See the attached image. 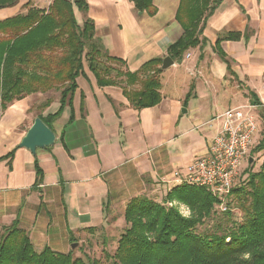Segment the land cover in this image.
I'll list each match as a JSON object with an SVG mask.
<instances>
[{
  "label": "crops",
  "instance_id": "crops-1",
  "mask_svg": "<svg viewBox=\"0 0 264 264\" xmlns=\"http://www.w3.org/2000/svg\"><path fill=\"white\" fill-rule=\"evenodd\" d=\"M179 1L153 0L152 16L130 0H87L85 11L74 6L73 12L79 25L91 20L94 40L134 72L169 56V46L183 35ZM51 2L19 0L0 9V20ZM199 38L203 45L162 70L161 101L139 110L120 87L98 86L84 62L72 109L66 105L50 125L54 144L35 155L17 144L35 117L58 109L60 92L32 93L8 105L0 116V157L13 155L0 161V234L18 219L33 245L58 251L80 233L101 227L107 234L116 223L126 224L128 201L162 199L176 185L172 172L184 173L192 157L206 151L226 109L255 106L258 144L264 135V0H222ZM35 161L42 172L38 184Z\"/></svg>",
  "mask_w": 264,
  "mask_h": 264
},
{
  "label": "trees",
  "instance_id": "trees-1",
  "mask_svg": "<svg viewBox=\"0 0 264 264\" xmlns=\"http://www.w3.org/2000/svg\"><path fill=\"white\" fill-rule=\"evenodd\" d=\"M18 1L0 0V9L13 7ZM130 1L137 11L150 16L156 13L153 0ZM221 1H179L176 19L183 35L168 48L173 60H181L189 48L204 44L199 38L204 21ZM74 6L85 11L87 0H52L47 9L29 6L24 13L0 20V116L8 105L27 95L58 90L60 106L40 117L50 127L66 105L72 109L76 78L83 74L84 62L98 86L120 87L133 108L152 107L161 101L162 59H150L138 70L129 71L124 60L109 56L94 40L91 20L78 24ZM73 117L71 113L69 121ZM261 150L264 135L254 148ZM12 155L13 151L0 161ZM253 163L244 169L240 184L229 195L228 204L241 213L239 221H234L230 212L219 210L218 199L209 189L176 184L159 202L146 196L128 201L123 214L127 227L117 239L114 254L106 256L112 258V264H264V153L259 170H252ZM34 167L38 184L42 172L36 161ZM174 201L187 205L191 216L186 218L169 205ZM217 216L225 217L230 226L216 221L211 230L197 231L205 220ZM0 264L103 263L49 246L36 251L16 219L0 236Z\"/></svg>",
  "mask_w": 264,
  "mask_h": 264
},
{
  "label": "built area",
  "instance_id": "built-area-1",
  "mask_svg": "<svg viewBox=\"0 0 264 264\" xmlns=\"http://www.w3.org/2000/svg\"><path fill=\"white\" fill-rule=\"evenodd\" d=\"M254 108L247 104L226 109L219 116L220 130L206 151L195 154L184 173L172 172L174 184L187 183L209 189L218 199L219 210L230 212L234 221L241 219V213L230 206L228 200L231 189L240 184L244 166L250 164L251 150L259 133V116ZM169 205H179V212L186 214L187 208L180 203L174 201Z\"/></svg>",
  "mask_w": 264,
  "mask_h": 264
},
{
  "label": "rangeland",
  "instance_id": "rangeland-1",
  "mask_svg": "<svg viewBox=\"0 0 264 264\" xmlns=\"http://www.w3.org/2000/svg\"><path fill=\"white\" fill-rule=\"evenodd\" d=\"M85 65H87L86 62H85ZM57 91L58 90H51L52 93L50 92L49 94L54 95V92L56 93ZM52 95L51 97H53ZM256 145L257 143L253 145L252 150H251V155L254 157V163L252 166L253 171L260 169V166L263 160V153H264V150L254 151V148ZM246 167L247 166L245 165L244 169ZM161 200L162 199H158V202ZM180 204L187 208L186 214H183L184 217L186 218L190 217L191 211L188 208V206L183 203H180ZM173 206L176 207L179 211V208H178L179 205H173ZM182 213L180 214L182 215ZM122 220L124 221L123 216H122ZM216 221L220 222L223 226H230V222L227 221L225 217L217 216L213 218V220L211 219L205 220L204 223H202L201 225L197 227V231L201 232L203 230H211L214 227L213 226L214 222ZM126 227L127 225L122 222L116 223L114 227H111L108 229L107 234L105 233L104 228L98 227V228H95L94 231H86L83 234L80 233L79 235H76L75 237H73V239L70 240V243L68 244L69 246L67 244L66 245L62 244L61 242V245H59L58 246L59 248L57 249L60 252H64L66 250H63V248H65V246L66 247L68 246L69 250L73 251L74 257H81L84 260L99 259L103 264H112V258L110 257L115 252L116 242H117L118 237L120 236V234L123 232V230ZM1 235L2 233L0 234V236ZM73 242L76 243V246L73 249H71L70 247ZM33 247L36 251L41 250L40 246L33 245ZM106 254L110 257H107Z\"/></svg>",
  "mask_w": 264,
  "mask_h": 264
},
{
  "label": "water",
  "instance_id": "water-1",
  "mask_svg": "<svg viewBox=\"0 0 264 264\" xmlns=\"http://www.w3.org/2000/svg\"><path fill=\"white\" fill-rule=\"evenodd\" d=\"M174 63L170 56H165L162 59L161 69H167ZM180 63V61H177ZM55 142V133L48 127L40 117H35L31 126L26 130L20 142L17 144L19 148H25L31 154L35 155L37 149L50 147ZM253 158L250 157L249 163H252ZM76 246V243L71 244V249Z\"/></svg>",
  "mask_w": 264,
  "mask_h": 264
}]
</instances>
